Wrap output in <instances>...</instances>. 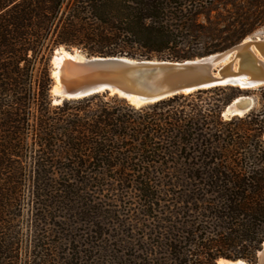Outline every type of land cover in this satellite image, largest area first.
I'll use <instances>...</instances> for the list:
<instances>
[{
  "label": "trees",
  "instance_id": "obj_1",
  "mask_svg": "<svg viewBox=\"0 0 264 264\" xmlns=\"http://www.w3.org/2000/svg\"><path fill=\"white\" fill-rule=\"evenodd\" d=\"M262 25L264 0H0V262L21 252L29 193L36 219L24 264L254 263L264 242V90L259 109L228 120L225 107L247 90L141 108L108 93L52 105L49 61L60 46L191 60ZM92 183L136 196L126 228L115 205L86 201ZM56 216H78L96 243L49 239L68 232Z\"/></svg>",
  "mask_w": 264,
  "mask_h": 264
},
{
  "label": "water",
  "instance_id": "obj_2",
  "mask_svg": "<svg viewBox=\"0 0 264 264\" xmlns=\"http://www.w3.org/2000/svg\"><path fill=\"white\" fill-rule=\"evenodd\" d=\"M256 49H264V38L250 37L248 41L244 38L223 51L183 61L88 56L77 48L66 50L60 47L58 51L67 52L70 57L59 63L54 52L50 59L51 101L58 105L64 100L108 93L124 99L134 108H141L177 95L215 87L264 89V64L257 62ZM243 79L247 80L246 83ZM234 100L225 107L224 111L230 110V113L228 116L222 113L223 117L243 116L254 106V101L251 105H244L241 101L233 105ZM220 259L228 264H249L242 259ZM253 264H264V242Z\"/></svg>",
  "mask_w": 264,
  "mask_h": 264
},
{
  "label": "rangeland",
  "instance_id": "obj_3",
  "mask_svg": "<svg viewBox=\"0 0 264 264\" xmlns=\"http://www.w3.org/2000/svg\"><path fill=\"white\" fill-rule=\"evenodd\" d=\"M248 36H252V37L258 36L260 38H264V25L258 27L255 31H253ZM60 47H62V46H60ZM60 47H58V48H60ZM58 48L54 49V51L51 54V57L54 54V52H56V50ZM77 49H79V48H77ZM79 50H81V49H79ZM81 52H83V51L81 50ZM84 54H86V53H84ZM51 57H50V59H51ZM153 59H156V58H153ZM49 66H50V77H51L52 83H53V78L51 75V61H49ZM262 90H264V89L257 88L254 90L244 91V93L242 94L243 96H249L250 98L253 99L254 106H253L252 110L260 108L261 91ZM49 93H50V91H49ZM50 99H51V95H50ZM51 104L54 105L52 103V101H51ZM223 118L225 120H228L232 117H227V118L223 117ZM96 185H97V183H92V188H90V190L88 191V193L86 195V201L87 202L90 201L92 203V205L94 204L96 206L100 205L101 202L110 203L112 205H115L116 210H117V212L115 214V218L118 219L119 221L123 220L125 223L124 224L125 228H126L127 224L129 223V219H130L129 217H130V215H132V211H133L132 209L137 207L136 203L139 202V200L130 191H123L117 187H116L115 191H106L107 193H100L99 194L98 189L95 188ZM114 185H117V183H115ZM33 208H34V204L31 202V197L29 196V193H26L25 200H24L23 205H22V224H21V233H22L21 246H22V249H21V252H20L19 256L17 257V259H15L13 257L6 258L5 260H3V262H0V264H24L25 259H26L25 253H24L25 248L27 247L28 243L33 242V241L31 242L32 230L30 229V225H31L30 219H34V218L36 219V213L34 212ZM57 215H66V214L58 212ZM92 215L94 217L97 216V219L93 218V221H97V220H99V216H102V212L96 209L93 211ZM40 217L41 216H39V218ZM78 219H79L78 216H74L73 218L70 219V221H67V220L64 221V220H62L56 216L55 221H61L60 223H64V225H62V226L65 229L68 228V232H65V231L64 232H58L57 234L56 233H50L49 234L50 236L48 238L58 240V241L60 240L62 242H68V243H71V241H74L75 243L80 244V245L81 244L85 245L86 243H90V242H93L95 244L96 243V236H97L96 233L91 232V231L88 232V224H85L83 221L79 222V221H77ZM37 223H38V221H37ZM115 226H116V228L118 227L117 224H115ZM91 227H92L93 231L96 229V228H94L96 226H91ZM41 228L42 229L47 228L45 226L44 219H42V221H39V226H38V229L36 230L35 234L39 233ZM57 230H59V229H57ZM35 234H34V236H35ZM38 238H39V236H38ZM39 239L46 240L45 238L42 239L41 237ZM83 248H85V247L83 246ZM85 249H87V248H85ZM92 252H93V254H95V248L93 249ZM95 255H97V253ZM91 257H89V258L95 259V258H93V257L91 258ZM256 257H257V255H256ZM249 264H253V263H249Z\"/></svg>",
  "mask_w": 264,
  "mask_h": 264
},
{
  "label": "bare ground",
  "instance_id": "obj_4",
  "mask_svg": "<svg viewBox=\"0 0 264 264\" xmlns=\"http://www.w3.org/2000/svg\"><path fill=\"white\" fill-rule=\"evenodd\" d=\"M252 37V36H248L245 38V41H248V39ZM258 36H255V37H252V38H256ZM260 38V37H258ZM262 39V38H261ZM243 40V39H242ZM257 52H255V58L257 59V62H261L262 64H264V49L262 51H259L256 49ZM70 54H68L67 52L65 51H62V52H59L58 49L56 50V61L59 62V63H62V60L63 58H67V57H70L69 56ZM246 79H243L244 83ZM247 81V80H246ZM242 90H249L247 89V87H241ZM243 103L244 105H251V103L253 102V100L248 96H242V97H238L236 100H234L233 102V105H237V103ZM228 113H230V110H225L223 111V115L225 116H228ZM229 262L223 260V259H220L218 261V264H228Z\"/></svg>",
  "mask_w": 264,
  "mask_h": 264
}]
</instances>
